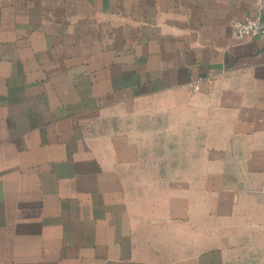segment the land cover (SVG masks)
<instances>
[{
  "label": "crops",
  "instance_id": "crops-1",
  "mask_svg": "<svg viewBox=\"0 0 264 264\" xmlns=\"http://www.w3.org/2000/svg\"><path fill=\"white\" fill-rule=\"evenodd\" d=\"M257 9L0 0V264H264Z\"/></svg>",
  "mask_w": 264,
  "mask_h": 264
},
{
  "label": "built area",
  "instance_id": "built-area-1",
  "mask_svg": "<svg viewBox=\"0 0 264 264\" xmlns=\"http://www.w3.org/2000/svg\"><path fill=\"white\" fill-rule=\"evenodd\" d=\"M231 28L234 37L238 41L246 40L253 36H264V0H258V9L254 15L244 19H233ZM193 88L197 87L196 82H191Z\"/></svg>",
  "mask_w": 264,
  "mask_h": 264
},
{
  "label": "rangeland",
  "instance_id": "rangeland-1",
  "mask_svg": "<svg viewBox=\"0 0 264 264\" xmlns=\"http://www.w3.org/2000/svg\"><path fill=\"white\" fill-rule=\"evenodd\" d=\"M10 14V12H5ZM192 87V86H191ZM193 88V87H192ZM251 192L255 193V207L257 209H261L262 211L256 212V221H258V225L256 226V230L254 233V239L256 245L259 243L262 247L255 249L256 256H264V181L262 184L257 186V188H253ZM257 224V222H256ZM258 244V245H259Z\"/></svg>",
  "mask_w": 264,
  "mask_h": 264
}]
</instances>
